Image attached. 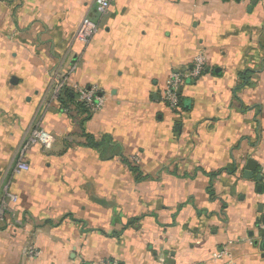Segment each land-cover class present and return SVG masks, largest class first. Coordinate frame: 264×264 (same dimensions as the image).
<instances>
[{
	"label": "crops",
	"instance_id": "0c3cea01",
	"mask_svg": "<svg viewBox=\"0 0 264 264\" xmlns=\"http://www.w3.org/2000/svg\"><path fill=\"white\" fill-rule=\"evenodd\" d=\"M200 53L170 110V75ZM250 160L264 176V0H112L103 17L95 0H0V264H264Z\"/></svg>",
	"mask_w": 264,
	"mask_h": 264
},
{
	"label": "built area",
	"instance_id": "2783aa9c",
	"mask_svg": "<svg viewBox=\"0 0 264 264\" xmlns=\"http://www.w3.org/2000/svg\"><path fill=\"white\" fill-rule=\"evenodd\" d=\"M209 1V0H204ZM249 1V0H242ZM97 11L103 17L106 16L111 8L112 0H95ZM99 25L89 18H84L75 34L76 40L82 45H88L99 33ZM208 64V58L205 54L200 53L194 57L192 70L186 74L181 75L179 73H173L170 75L166 88L164 90L162 99L164 104L172 111H177L182 107V100L179 95V91L183 88L187 79H196L205 73ZM68 79L64 78L57 83L56 87V100H59V96L62 92L67 90ZM71 89L77 96V106L82 108L90 115H95L103 109L105 106V100L101 96V92L96 87H83L76 84L71 86ZM65 111H69L68 109ZM31 143H39L45 149L50 150L55 143V139L48 132L43 129H35L30 136ZM23 153V152H22ZM18 169L28 171L29 167L24 165L22 161L17 164ZM13 202H17V196H11ZM213 259L221 264H229L228 253L225 251L217 252L213 255ZM101 264H112L109 262H102Z\"/></svg>",
	"mask_w": 264,
	"mask_h": 264
},
{
	"label": "water",
	"instance_id": "95a60500",
	"mask_svg": "<svg viewBox=\"0 0 264 264\" xmlns=\"http://www.w3.org/2000/svg\"><path fill=\"white\" fill-rule=\"evenodd\" d=\"M240 1V0H237ZM255 4V2H254ZM182 89L179 91V95L181 96ZM187 103V102H186ZM258 172L257 180L262 181L264 176L262 174V169L258 168V164L252 160L248 162V165L246 167V177L253 178V173Z\"/></svg>",
	"mask_w": 264,
	"mask_h": 264
},
{
	"label": "trees",
	"instance_id": "16d2710c",
	"mask_svg": "<svg viewBox=\"0 0 264 264\" xmlns=\"http://www.w3.org/2000/svg\"><path fill=\"white\" fill-rule=\"evenodd\" d=\"M66 99H68L69 98V100H73V99H71L70 98V96L68 95V94H66V97H65ZM182 100V99H181ZM74 103V102H73Z\"/></svg>",
	"mask_w": 264,
	"mask_h": 264
}]
</instances>
